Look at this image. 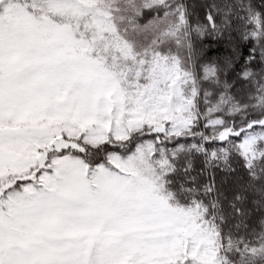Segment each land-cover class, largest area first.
<instances>
[{"label": "snow or ice", "instance_id": "1", "mask_svg": "<svg viewBox=\"0 0 264 264\" xmlns=\"http://www.w3.org/2000/svg\"><path fill=\"white\" fill-rule=\"evenodd\" d=\"M0 264H264V0H0Z\"/></svg>", "mask_w": 264, "mask_h": 264}]
</instances>
